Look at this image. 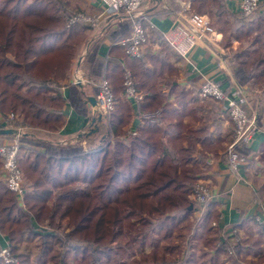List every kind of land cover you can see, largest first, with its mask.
I'll list each match as a JSON object with an SVG mask.
<instances>
[{"label":"trees","instance_id":"trees-1","mask_svg":"<svg viewBox=\"0 0 264 264\" xmlns=\"http://www.w3.org/2000/svg\"><path fill=\"white\" fill-rule=\"evenodd\" d=\"M66 13L61 0H0V114L20 116L25 128L54 132L60 126L64 103L60 89L69 79L77 49L73 34L77 26L66 28ZM257 16L239 26L235 36L238 40L243 35L244 40L254 34L249 49L235 58L234 77L243 86L264 84V11ZM126 26L122 37L129 34ZM114 98L109 116L90 118L91 123H99L94 127L99 137L87 152L80 146L23 137L30 151L22 150L25 156L18 163L27 174L24 201L31 207L21 209L15 195L0 182V232L14 250L25 236L28 242L41 237L42 243L32 262L18 254L19 264H255L245 258L264 257V223L245 221L254 228L245 222L233 225L234 230L248 228V234L241 237L235 256L223 254L221 260L225 250L215 248L219 231L211 227L219 218L216 203H207L203 215L190 221L191 187L201 179L205 153L212 150L206 147L219 146L221 141L213 139L208 128L192 126L201 118L195 106H187L188 94H178V110L163 105L158 93L148 92L140 110L151 113L160 108L158 121H144L128 143L121 138L131 109ZM109 132L114 135L112 142ZM238 150L252 154L248 148ZM260 151L263 161L264 145ZM62 221L70 229L63 236L35 232L34 226L45 222L58 230ZM186 222L191 234L180 231ZM62 240L64 254H52ZM163 242L167 244L161 246ZM183 242L186 253L178 262ZM146 247L151 250L143 253Z\"/></svg>","mask_w":264,"mask_h":264},{"label":"crops","instance_id":"crops-1","mask_svg":"<svg viewBox=\"0 0 264 264\" xmlns=\"http://www.w3.org/2000/svg\"><path fill=\"white\" fill-rule=\"evenodd\" d=\"M185 1H145L143 11L147 20L155 26V31L142 58L137 60L129 59L122 47L117 45V40L127 33L125 30H128L126 25L129 23L126 20L123 21L119 17L111 15L107 18L103 17L101 25L96 29L77 26L73 33L77 41L76 59L73 61L75 65H72L69 79L60 89L64 100L59 111L60 126L56 131L49 132L23 127L20 121L21 117L18 119V123L24 128L25 134L58 146H76L78 144L77 146L83 149V145L81 146L83 143L95 144L99 134L96 133L94 127L97 128L99 123L93 121L91 123L90 120L96 114L92 110L91 98H95L99 80L106 77L114 95L119 101L128 104L131 109L130 120L123 128L124 135L127 132H137L143 122L137 117L136 106L123 99L121 89L122 72L125 69L131 70L135 79L139 78L142 81L136 82V85L140 86L138 92L144 90L148 94V92L154 91L163 98V105L166 104L178 110L181 107L177 104L178 94L187 93L190 97L186 103L187 106L200 107L199 116L201 117L212 116V121L203 120L206 124H203L201 128H208L212 138L220 140L221 143L220 147L213 152L205 153L206 157L211 159L210 161L206 160L204 167L206 170L202 172L200 180L208 185L211 192L210 202L216 203L217 211L220 212L219 225L227 228L245 222L254 216H257L260 223H263L264 197L260 196L259 198V187L255 182L248 180L249 176H255L254 173L258 166L254 170L252 169V172L247 169V165L244 166L239 173L240 180L229 172L222 156L223 145L231 140V130L229 131V127L232 128L231 123L229 126L226 124L228 122L220 110L217 109V113H214V111L204 108L197 97L198 86L204 78L213 79L229 94L234 91L236 84L234 64L232 60L226 59L228 58L226 50L220 46L222 34L213 32L210 36L211 43H199L185 60L169 50H159L155 43V38L161 39L162 33L170 27L177 10ZM238 3L239 0H224L225 11L232 15H238ZM76 9L89 14H101L102 3L101 0H80ZM77 80L80 82L75 84ZM149 81H153V83L142 87L143 83ZM145 98L146 94L143 95V101ZM158 111L160 113V108ZM166 122H163L162 126H165ZM9 135H0V144L8 142ZM262 145H264V128L257 127V130L254 131L250 156H261ZM243 180H246L247 183ZM0 182L3 183L2 171ZM257 197L259 201L256 200ZM18 204L21 205V203ZM6 241L7 237L0 234V249L7 246Z\"/></svg>","mask_w":264,"mask_h":264},{"label":"built area","instance_id":"built-area-1","mask_svg":"<svg viewBox=\"0 0 264 264\" xmlns=\"http://www.w3.org/2000/svg\"><path fill=\"white\" fill-rule=\"evenodd\" d=\"M146 0H101V14H84L75 13L70 16L66 22V28L74 26H84L90 29L98 28L102 19L109 16H117L123 21L129 23V34L117 41V45L122 47L125 55L129 59H141L143 52L154 34L155 26L147 20L143 11V5ZM196 0H186L180 5L175 14V19L170 27L162 33V41L175 54L186 59L193 48L199 43H211L209 31V22L205 17L197 14L189 13L190 6ZM261 0H239V14L243 17L253 15L259 8ZM80 81H75V84ZM199 100H216L223 104L224 110H229V120L233 126V142L226 148L225 164L233 175L240 180V170L246 165L244 155L236 151V145L242 143L245 147L252 142V134L254 133V122L249 121L243 111V102L239 96H226L222 89L215 82L204 79L200 85ZM122 97L125 101L131 102L136 106L137 117L140 121L156 123L159 118V111L152 113L141 112V104L143 103V95L138 92L135 87L134 79L129 70H124L122 77ZM95 103L92 106L93 112L100 116L107 117L114 110L116 100L106 77H102L97 85L95 95ZM0 127L4 130L13 131L14 139L9 144H0V159L2 161L3 183L6 188L12 192L17 200L22 201L24 196V186L21 172L18 167V157L22 147L21 124L13 114L1 116ZM136 132H127L121 140L128 143L129 139L136 136ZM114 135L108 133V141L112 142ZM27 148V147H25ZM208 189L198 182L192 188V196L194 201L199 205L210 202ZM202 210L201 212H203ZM201 213L200 211H198ZM257 221L260 223L259 219ZM215 226V225H213ZM233 234L235 230L232 231ZM7 248V247H6ZM6 248L0 249V263L12 264L14 257ZM231 252L234 251L231 250ZM15 264V263H14Z\"/></svg>","mask_w":264,"mask_h":264},{"label":"rangeland","instance_id":"rangeland-1","mask_svg":"<svg viewBox=\"0 0 264 264\" xmlns=\"http://www.w3.org/2000/svg\"><path fill=\"white\" fill-rule=\"evenodd\" d=\"M61 1L64 3V7H65L66 12H67L65 16L69 15L67 17L66 21H65V24H66L67 20L70 18V16L72 14H75V13L89 14L87 12L79 11L78 9H76L80 0H61ZM220 4L224 5V0H216V1H214V0H206L202 4H194L193 3V5L190 6L189 13L197 14L199 16L205 17L208 20V22H209V31H210L208 33H211L210 34L211 36H212L213 32H220L222 34V41L220 42V46L226 50L225 53L227 54V57H228L226 59L232 60L233 64H234V68H235V66H236V59H235L236 56L239 55L240 53H242V51L249 49V43L248 42H251L252 38L254 37V34H251V35L247 36L246 38H244V40H243L242 37H244V36L241 35L240 39L237 40L235 38V36L237 35V28H239V26H243V25L248 24V23H246L247 19H251V18L256 19L258 17L257 15L261 14V12L264 11V1L261 0V3L259 5L258 10L253 15H251L249 17H243L240 14H238V15H234L233 14L232 15V14L228 13L227 11H225V8L222 7ZM61 7H62V4H61ZM155 41H156L155 43L157 45V48L159 50L164 49V51L165 50H169L172 53H174L170 48H168L164 44V42L162 41V38L158 39L156 37ZM175 55H177V54H175ZM178 57L182 59V57H180V56H178ZM228 60H227V62H229ZM74 65H75V63L73 64V66ZM129 71L131 72L134 81H136V82L140 81L139 78L135 79V77H134V75H133L131 70H129ZM204 79L211 80V81L215 82L216 85H218V83L216 81H214L213 79H211V78H204ZM204 79L201 80V83H202V81ZM234 80H235V77H234ZM235 82H236V84H235V87H234V91L232 93H230V94H229V92H225V90H223L219 85L218 86L222 89L223 93H225L226 96H230V95L234 96L235 94H237L239 96L240 100L243 102V104H245V106H243V111L245 112V114H246L247 118L249 119V121H251V122L253 121L254 122V129L257 130V127L261 126V124L264 123V84L262 85L261 83L252 82L250 84L248 83V85H244L243 86V85H240L236 80H235ZM151 83L152 82H150L148 84H151ZM201 83H200V85H201ZM200 85L198 86V89H197V97H198L199 92H200V87H201ZM139 93L142 94V95L147 94V93L144 92V90L140 91ZM198 99H199V97H198ZM201 104L208 111H212V112L214 111V113H217V109L220 110V112H222V114L225 116L224 119L228 122L226 124H228V126L230 125L229 123H231V121L229 120L230 119L229 118V110H224L222 103L217 102L216 100L212 99V100L201 101ZM202 105H200V106H202ZM199 109H200V107L197 108V110H198V115L196 114L197 117L199 116ZM9 114L15 115L14 113H7V114H4V115L0 114V118H1V116H7ZM15 117L17 119L20 118V116H18V115H15ZM199 117L201 118V120L199 122L198 121L195 122L194 125L191 124L192 126H197V127L198 126L199 127L203 126V124H206V122L203 121L204 119L206 121H207V119H209V121L210 120L212 121V116H210V117H207V116L206 117L205 116L201 117V116H199ZM231 126H232V123H231ZM21 129L22 130H21L20 141H21L22 147L20 149L18 162H19V160L23 161V158H21V157L25 156L22 153V150H24L25 153L30 151L29 146L26 143L23 142V137L26 134H25L24 128L22 126H21ZM0 130H4V129L0 128ZM9 130H11V129H9ZM230 130H231V133H230L231 140L229 139L230 141H228L226 144L223 145L224 150H223V156L222 157H223L224 161H225L224 152H225L226 148L233 142V126H232L231 129L229 127V131ZM12 131L15 132V130H12ZM14 135H15L14 133L10 134L8 142L3 143V144L11 143L12 140L14 139ZM27 136H30V135H27ZM34 138H36V137H34ZM253 139H254V133L252 134V142H253ZM128 141H130V139ZM252 142L249 143L247 147L242 145V143L237 144L236 145V151L238 152L239 148H244V149L248 148V149L251 150ZM82 145H83V149H82L83 152H87L88 149H90L91 146L93 147L94 144H92V143L91 144L90 143L89 144L83 143V144H81V146ZM214 146H208L206 148L211 147L212 150H210V151L213 152L218 147H220V145L216 146V147H214ZM25 147H27V148H25ZM213 148H215V149H213ZM35 153H34V151L32 152V157L34 155H36ZM207 153H209V152H207ZM244 157L246 159V165H247V166L246 165L245 166L251 172H252V169L254 170V168L258 166V168L255 170V173H254L255 176H249L248 180L250 182H255L256 185L259 187V190H258L259 195L258 196L260 198V196L261 197L264 196V159H262L263 161H261V156L260 155L254 156V157H253V155L252 156L244 155ZM210 159L211 158L206 157L207 161H210ZM212 161H214V158H212ZM0 162H1V170H0V173H1L2 165H3L1 159H0ZM18 167H19V170L21 172L24 189L26 190L28 188V181L26 179L27 174L24 171L23 166H22L21 163H20V165L18 163ZM205 170H206V168L203 167L202 168V172L205 171ZM243 181L247 183L246 180H243ZM198 182H201L208 189L207 191H208V194H209V198L211 199V192L209 190V187L202 180L196 181L192 185L191 190L194 187V185L196 183H198ZM192 198H193L192 192H190L189 200H190V202L192 204L191 208L193 210V213H192V216L190 218V221L191 222H195L196 219L200 218L203 215V213L206 210L207 204L199 205ZM259 198L257 197L256 200L259 201ZM17 202L21 203L20 207L23 210H29L30 207H31L30 204L28 206V204L24 201V196L22 198V201L17 200ZM202 210H204V211L201 212ZM198 211H200L201 213H199ZM218 213H219L218 221L212 222L211 227H212V229H215V230L219 231L218 238L215 241V248H218V247H223L224 248L225 253L221 254V260H225V256L227 257V255L235 256V251H237L236 246L238 245L241 237L244 236V234L245 235L248 234L247 233L248 232V228H244V230H235V233L233 234V232H232L234 230L233 226H229V227L226 228V227H221L219 225L220 212L218 211ZM179 214L181 215L182 213H177V215H179ZM256 217L254 216V217H252L250 219H247L246 221L255 220L258 224H263L264 223V222L263 223H259L257 221L258 217L257 218ZM187 224H188V222L184 223L181 226L182 229H180V231L182 232V234H191L192 229L189 228L190 229L189 230L188 226L186 227ZM245 224H247V225L251 226L252 228H254V225L251 222H245ZM213 225H215V226H213ZM38 226L37 225L34 226L35 232H37V233H42V231L47 230L49 232H52V234H54V235L62 234V236H63V234L68 233L69 230H70L69 228L66 227L65 221H62V226L58 230H54V229L50 228L48 226L47 222H45V224L43 226L42 225H38ZM0 234H3V233L0 232ZM3 235L5 236V234H3ZM15 238H17V237H15ZM177 239L178 238H176V240L174 241L175 244H177ZM76 241H74V242H76ZM179 241L182 242L180 239H179ZM63 242H65V241L62 240V242L60 244H56L55 245L52 254L56 255L57 251L60 252L61 254H64ZM6 243H7V246H6L7 248L6 247H4V248H6L9 251V253L14 257V262L12 264H14V263L15 264H19L20 259L18 258L19 257L18 254H20V253H22L23 255H26V257H29L31 262H32L33 258L39 252L40 245L42 243V239H41V237L32 238V240L28 242L27 241V237L25 236V237H23V240L20 243L15 244V246H16L15 250L12 248V245H11V243H10L8 238H7ZM68 243L71 245L72 241L70 240V241H68ZM77 243H78V241H77ZM166 244H167L166 242H163V243H161V246H164ZM186 245H187V243L183 242L181 244V246H180L182 251H181L180 257L178 258L179 259L178 262L180 261V259L183 258L184 254L186 253ZM261 246L264 247V245H261ZM150 250H151L150 247H146L145 248V252L143 251V253H148V252H150ZM231 250L234 251V254H233V252H231ZM196 252H198V250ZM139 253L140 252L137 251L136 257L139 256ZM53 258L54 257H52V259ZM172 258H174V260L175 259L177 260L176 256L172 257ZM245 259L249 260V262H252V263H255V264H264V257H262V258H254V259L250 258V257H247ZM0 264H2V263H0ZM49 264H54V263H49Z\"/></svg>","mask_w":264,"mask_h":264},{"label":"water","instance_id":"water-1","mask_svg":"<svg viewBox=\"0 0 264 264\" xmlns=\"http://www.w3.org/2000/svg\"><path fill=\"white\" fill-rule=\"evenodd\" d=\"M91 102H92V106H93L94 103H95V99L91 98ZM12 133H13L12 130H2V131H0V134H12Z\"/></svg>","mask_w":264,"mask_h":264}]
</instances>
